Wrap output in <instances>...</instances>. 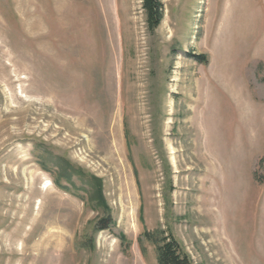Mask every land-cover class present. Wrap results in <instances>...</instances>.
<instances>
[{
  "label": "rangeland",
  "instance_id": "374dc122",
  "mask_svg": "<svg viewBox=\"0 0 264 264\" xmlns=\"http://www.w3.org/2000/svg\"><path fill=\"white\" fill-rule=\"evenodd\" d=\"M159 1L0 0V264H264V0Z\"/></svg>",
  "mask_w": 264,
  "mask_h": 264
},
{
  "label": "trees",
  "instance_id": "16d2710c",
  "mask_svg": "<svg viewBox=\"0 0 264 264\" xmlns=\"http://www.w3.org/2000/svg\"><path fill=\"white\" fill-rule=\"evenodd\" d=\"M142 7L146 14L148 28L153 30L159 25L161 21L162 4L159 0H142ZM62 164L65 165L63 171L67 172L69 167L68 164L65 162H63ZM78 173L80 174L81 172L79 171ZM65 177L67 179L69 178L68 175H65ZM91 180L92 182L88 184L90 185L92 191L89 193V197L85 202L86 206L90 207L91 209L102 208L104 211H107L105 201L102 195L101 183L94 177H91ZM81 200L84 201V198L81 197ZM106 221L107 216H104L99 220L98 225H102ZM105 227L106 226H98L100 230L105 229ZM160 235H162V233ZM144 236L146 238L149 237V239L154 238V234H151L150 236L144 234ZM156 258L158 264H190L188 258L184 254L180 253L176 241L171 237V235L167 233L165 237H162L161 240H159V244H157L156 246Z\"/></svg>",
  "mask_w": 264,
  "mask_h": 264
},
{
  "label": "bare ground",
  "instance_id": "6f19581e",
  "mask_svg": "<svg viewBox=\"0 0 264 264\" xmlns=\"http://www.w3.org/2000/svg\"><path fill=\"white\" fill-rule=\"evenodd\" d=\"M248 1V0H247ZM56 4V3H55ZM110 26L112 27L113 25L112 24H110ZM112 30L113 29H115V26H113L112 28H111ZM114 31V30H113ZM115 32V31H114ZM113 33V32H112ZM49 183V182H48ZM44 189H46V188H44ZM33 196V195H32ZM30 203V202H29ZM29 206V205H28ZM27 210V209H26ZM28 210H29V208H28ZM27 210V211H28ZM56 228V227H55ZM52 235H54L55 236V234H52ZM55 260H57V259H55ZM52 263H54V260L52 261Z\"/></svg>",
  "mask_w": 264,
  "mask_h": 264
}]
</instances>
